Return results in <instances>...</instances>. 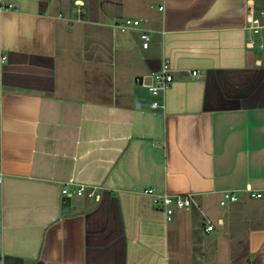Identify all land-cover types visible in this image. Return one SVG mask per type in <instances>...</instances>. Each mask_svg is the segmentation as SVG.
Returning a JSON list of instances; mask_svg holds the SVG:
<instances>
[{
  "label": "crops",
  "instance_id": "1",
  "mask_svg": "<svg viewBox=\"0 0 264 264\" xmlns=\"http://www.w3.org/2000/svg\"><path fill=\"white\" fill-rule=\"evenodd\" d=\"M159 3L0 0V264H264V0Z\"/></svg>",
  "mask_w": 264,
  "mask_h": 264
},
{
  "label": "built area",
  "instance_id": "2",
  "mask_svg": "<svg viewBox=\"0 0 264 264\" xmlns=\"http://www.w3.org/2000/svg\"><path fill=\"white\" fill-rule=\"evenodd\" d=\"M160 3L157 5V9L162 11L164 10V0H159ZM140 24L139 20L132 18H124L122 20L117 21L114 26L120 32H127L130 29L138 27ZM255 32L257 29L254 30ZM139 39L142 42H146L150 39L149 35L146 32H141L139 34ZM193 76L197 75V72H192ZM153 81L154 84H149L147 86V91L152 96H157L160 92L166 90L173 81V77L170 73V68L167 62H163L159 71L153 73ZM151 108H158L160 105L156 100L148 101ZM1 179V176H0ZM249 196L252 198H260L262 197V193L248 189ZM83 192V187L80 186L75 190V194L80 195ZM143 193L150 196L151 200L154 204H159L163 207V211L167 220H170L173 214V206L175 207H183L188 208L192 203V197L189 194H158L153 189L147 188L143 190ZM62 194L68 195L67 188L63 187ZM88 196H94L93 191L88 192ZM237 200L236 194L232 191H223L221 199L219 200V204L221 206L226 205L230 202H235ZM212 229V225H208L205 227V230L209 231Z\"/></svg>",
  "mask_w": 264,
  "mask_h": 264
},
{
  "label": "rangeland",
  "instance_id": "3",
  "mask_svg": "<svg viewBox=\"0 0 264 264\" xmlns=\"http://www.w3.org/2000/svg\"><path fill=\"white\" fill-rule=\"evenodd\" d=\"M154 9L156 10L155 7H154ZM112 10H114L113 12H115L117 15H120V13H121L119 8H112ZM108 21L110 22L111 25H114L116 23L115 22L116 20L114 21V18H109ZM148 34H149L150 39L142 44L143 47H149L154 42L153 38L151 37V34L150 33H148ZM151 84H154L153 79L151 80ZM138 88H139V92H140L141 96L149 97V98H151V100H157L160 103L161 92L157 96H152L150 93L147 92V85L146 86H138ZM173 208H176V207L173 206Z\"/></svg>",
  "mask_w": 264,
  "mask_h": 264
},
{
  "label": "water",
  "instance_id": "4",
  "mask_svg": "<svg viewBox=\"0 0 264 264\" xmlns=\"http://www.w3.org/2000/svg\"><path fill=\"white\" fill-rule=\"evenodd\" d=\"M138 105H139V103L136 104V106H138ZM150 198H151V197H150ZM69 203H70V201H69V199L67 198V199H66V203L63 204V208H62V210H61L62 213H68V212H69Z\"/></svg>",
  "mask_w": 264,
  "mask_h": 264
}]
</instances>
